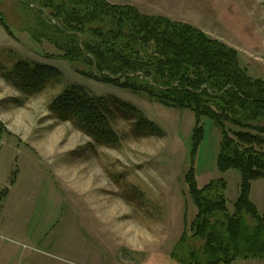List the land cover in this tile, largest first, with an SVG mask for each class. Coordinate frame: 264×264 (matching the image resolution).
<instances>
[{
  "label": "rangeland",
  "instance_id": "rangeland-1",
  "mask_svg": "<svg viewBox=\"0 0 264 264\" xmlns=\"http://www.w3.org/2000/svg\"><path fill=\"white\" fill-rule=\"evenodd\" d=\"M107 1L202 31L235 50L249 78L264 81V0ZM0 15L12 34L0 25V199L6 193L0 201V254L3 248L15 249L25 258L20 264H137L146 250L174 245L184 219L187 224L194 219L196 209L184 182L191 167L200 188L226 182V206L232 212L240 174L217 170L221 137L211 120L200 121L204 136L192 161V112L84 77L85 66L70 65L51 44L30 38L36 18L17 0H0ZM18 61L52 67L60 79L26 93L6 78ZM72 85L135 106L164 135H133L134 121L116 112L111 123L121 145H97L72 121L49 110L52 100ZM250 200L264 215V179L252 183ZM246 221L254 225L249 217ZM201 245L191 238L188 246Z\"/></svg>",
  "mask_w": 264,
  "mask_h": 264
},
{
  "label": "trees",
  "instance_id": "trees-1",
  "mask_svg": "<svg viewBox=\"0 0 264 264\" xmlns=\"http://www.w3.org/2000/svg\"><path fill=\"white\" fill-rule=\"evenodd\" d=\"M17 2L36 18L37 29L29 30L30 38L51 44L70 65L85 66L87 71L80 72L84 77L192 112V161L204 136L201 119L211 120L218 128L221 141L216 168L220 173L239 172L237 198L229 212L226 182L211 181L200 188L191 167L184 182L196 214L190 224L184 219V231L170 254L173 261L232 264L264 260V215H259L250 200L251 184L264 179V124H260L264 123V81L248 77L238 53L186 23L145 16L134 7L107 0ZM0 25L12 35L1 15ZM6 78L20 90L36 93L59 81L60 73L18 61ZM49 110L107 148L121 145L111 123L116 112L134 121L130 124L133 135H164L135 106L114 96H93L76 85L57 95ZM5 196L3 192L0 201ZM191 238L202 242L200 248L188 246Z\"/></svg>",
  "mask_w": 264,
  "mask_h": 264
},
{
  "label": "crops",
  "instance_id": "crops-1",
  "mask_svg": "<svg viewBox=\"0 0 264 264\" xmlns=\"http://www.w3.org/2000/svg\"><path fill=\"white\" fill-rule=\"evenodd\" d=\"M180 21L184 22L185 20H180ZM20 226L21 225H18L17 227H15L16 231L19 230ZM173 246L174 245L166 249L153 248V249L146 250V256L143 259H141V261L137 264H176L170 255ZM2 250L3 252H1L0 254V264H20L21 261L22 262L25 261V258L22 259L21 255L20 254L18 255L15 249L9 248L7 250H4L3 248ZM137 252L139 251L137 250ZM241 261L246 262V261H251V260H241ZM127 264H135V263L129 261Z\"/></svg>",
  "mask_w": 264,
  "mask_h": 264
},
{
  "label": "built area",
  "instance_id": "built-area-1",
  "mask_svg": "<svg viewBox=\"0 0 264 264\" xmlns=\"http://www.w3.org/2000/svg\"><path fill=\"white\" fill-rule=\"evenodd\" d=\"M2 145H3V142H2V140L0 138V149H1ZM23 248H27V247L26 246H23Z\"/></svg>",
  "mask_w": 264,
  "mask_h": 264
}]
</instances>
